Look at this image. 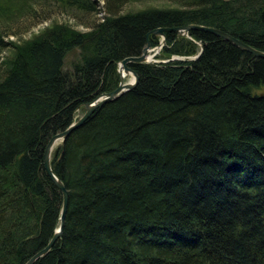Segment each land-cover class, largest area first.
<instances>
[{"label": "trees", "instance_id": "trees-1", "mask_svg": "<svg viewBox=\"0 0 264 264\" xmlns=\"http://www.w3.org/2000/svg\"><path fill=\"white\" fill-rule=\"evenodd\" d=\"M50 1L98 10V0ZM128 1L104 0L105 15L85 31L55 22L10 44L0 77V264H25L52 238L62 194L44 148L118 85V62L140 55L150 31L216 27L264 51V0H162L121 12ZM164 36L158 62L128 63L136 86L54 147L68 203L61 237L33 264H264V58L203 30ZM172 56L182 59L163 61Z\"/></svg>", "mask_w": 264, "mask_h": 264}, {"label": "rangeland", "instance_id": "rangeland-1", "mask_svg": "<svg viewBox=\"0 0 264 264\" xmlns=\"http://www.w3.org/2000/svg\"><path fill=\"white\" fill-rule=\"evenodd\" d=\"M24 0H7L4 5H0V77L3 70L8 66L10 58H13L14 51L10 44L18 46L23 41L28 40L37 34L39 30L50 26L52 23H64L75 27L80 31H85L89 26L95 22L100 21L105 15L104 0H98V10L93 13L83 12L82 10L64 8L60 1L50 0H36L29 2L28 5H22ZM5 0L3 1V3ZM166 4L162 0H131L123 7L121 12L134 11L143 9L149 6L162 7ZM9 7V9H8ZM159 37V36H158ZM159 37V41H160ZM158 41V44L160 43ZM6 43L7 46L2 45ZM199 42H196V53L200 51ZM161 48L158 52L152 55L153 60H160L157 58L161 53ZM154 52V51H153ZM76 53H70L65 57L64 69L68 72L72 71V63L77 60ZM193 55V56H195ZM191 56L190 58H193ZM156 61V62H158ZM155 62V61H153ZM131 76L124 78V81H129ZM84 112V109L77 111L76 118H79ZM0 119L2 121L3 118ZM0 121V124H1ZM3 125V123H2Z\"/></svg>", "mask_w": 264, "mask_h": 264}, {"label": "water", "instance_id": "water-1", "mask_svg": "<svg viewBox=\"0 0 264 264\" xmlns=\"http://www.w3.org/2000/svg\"><path fill=\"white\" fill-rule=\"evenodd\" d=\"M192 29L210 32L220 37L221 39L236 45L239 49L251 53L255 57L264 58V51L254 48L244 43L240 39L232 36L231 34L223 30H220L216 27H207V26H201V25H186V26H178V27H172V28L158 27L150 31L147 34L146 45L143 47L140 55L128 56L118 62L117 64V71L119 73L118 85L114 89L101 93L98 96H96L92 101L85 103L84 104L85 110L83 114L77 120L72 122L63 131L58 132L55 135H53L47 142L44 148V152H43V166L48 176L51 178L53 183L56 185V187L60 190L62 194V206L60 210L59 225L56 228L50 241L42 249L36 252L32 257H30L25 264H33L39 257H42L43 255H45L51 249V247L53 246L57 238L60 236L62 226H63L64 215H65L67 203H68V190L65 188L60 178H58L52 170L51 153L53 151V148L58 144L64 143V141L67 139L69 134L74 129L79 127L94 112L96 108L101 107L104 103L108 101L114 100L118 96L122 95L126 91L133 89L136 86L137 81H138V76L136 72L128 66V63L130 62L142 63V62L158 61V60H153L151 57L153 54H155V52H158V50L161 48V45L165 42L164 31H175L180 35L187 36L188 31ZM150 33L156 36H159L161 38L159 41L160 43L158 45L153 46V47L150 46V43L148 41V35ZM201 51H202V48H200V51L197 53V55L193 56V59L197 58L200 55ZM149 52H152V54H149ZM173 59H182V58L179 56H172L170 59L163 60V61H168V60H173ZM125 74L131 75V79L129 81H124Z\"/></svg>", "mask_w": 264, "mask_h": 264}, {"label": "bare ground", "instance_id": "bare-ground-1", "mask_svg": "<svg viewBox=\"0 0 264 264\" xmlns=\"http://www.w3.org/2000/svg\"><path fill=\"white\" fill-rule=\"evenodd\" d=\"M128 76H131L130 74L124 76V78L128 77ZM103 107V106H102ZM80 110V109H79ZM85 123V122H84ZM54 149V148H53ZM52 154V153H51ZM54 154V153H53ZM53 158V157H52ZM66 187V186H65ZM69 193V192H68ZM58 226V225H57ZM63 230V229H62ZM63 232V231H62ZM61 237V236H60ZM59 240V239H58ZM55 245V244H54ZM37 263V262H36Z\"/></svg>", "mask_w": 264, "mask_h": 264}]
</instances>
